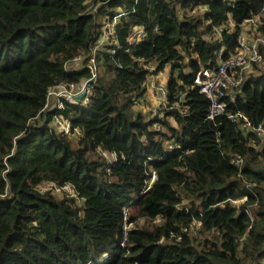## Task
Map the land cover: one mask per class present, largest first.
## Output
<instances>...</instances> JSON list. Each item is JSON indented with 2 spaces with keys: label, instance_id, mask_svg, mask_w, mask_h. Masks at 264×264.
<instances>
[{
  "label": "trees",
  "instance_id": "obj_1",
  "mask_svg": "<svg viewBox=\"0 0 264 264\" xmlns=\"http://www.w3.org/2000/svg\"><path fill=\"white\" fill-rule=\"evenodd\" d=\"M262 14L264 0H0V264H264V141L230 117L264 127V68L243 73L214 120L194 82L246 21L260 16L264 37ZM92 56L88 102L47 109L54 88L90 78ZM166 69L175 128L135 112Z\"/></svg>",
  "mask_w": 264,
  "mask_h": 264
},
{
  "label": "built area",
  "instance_id": "obj_2",
  "mask_svg": "<svg viewBox=\"0 0 264 264\" xmlns=\"http://www.w3.org/2000/svg\"><path fill=\"white\" fill-rule=\"evenodd\" d=\"M257 21V19H251L246 21L244 25L254 24L252 26L255 30L257 28ZM116 22L117 18L109 23H113V26H115ZM113 26L110 30V34L113 32ZM144 34V29L138 26L131 35L130 41H138L144 36ZM105 40L106 39H103V37L100 39L98 44L93 48L94 52L101 50L104 47L103 45L105 44ZM257 40L258 42H261V44H264V37H258ZM258 42L252 43L250 34L243 31L239 36V45L233 53H230L227 58H224L223 49L219 52L217 68H203L197 73L194 82L197 86H199L200 91L205 94L210 101L207 113V118L209 120H214L217 116L223 114L226 107L224 96L227 94V91L238 88L242 83L243 73L248 72L247 69L252 68L254 63H258L262 60ZM80 59H82V57L79 56L74 60ZM89 68L91 70V76L89 79L84 80L79 84H60L50 92L49 95L54 96L57 101L56 107L58 109L63 110L66 102L79 103L76 100L77 98H80L83 103L88 102L92 92L90 83L97 77L94 56L91 57ZM154 90L157 93V105L165 110L168 103V89L166 82L160 86L154 87ZM231 94L235 95V92H231ZM230 117L235 121L242 122V125L246 129H252L256 133L257 137L264 141V127L262 125L255 127L252 124V121L242 113H237L235 115H231ZM53 123L58 131L69 135L73 134L70 121L64 118L61 113L54 116ZM110 156V161L114 160L115 155L111 154ZM233 163L240 166L242 165V160L234 158ZM154 180L155 174L153 173L149 181L148 188H150ZM121 245H124V243H121Z\"/></svg>",
  "mask_w": 264,
  "mask_h": 264
},
{
  "label": "rangeland",
  "instance_id": "obj_3",
  "mask_svg": "<svg viewBox=\"0 0 264 264\" xmlns=\"http://www.w3.org/2000/svg\"><path fill=\"white\" fill-rule=\"evenodd\" d=\"M96 7L97 6H95V5L91 6L89 11H91L93 8H96ZM263 16H264V14L261 15V17H263ZM101 19H102V16H100V21H101ZM259 19H260V16L257 17V20H259ZM252 25H254V24H245L243 31L250 34V38H251L252 43H257L258 42V40H257L258 36H256L254 27ZM112 26H113V23H109L107 20L103 21V27H102V30L104 31L103 39H106L108 41V37L110 36V30L112 29ZM258 45H259V47H260V45L264 47V44H261V42H258ZM256 64H257L256 67L252 66V68L247 69L248 72H246V74H249L251 72L256 74L257 71L264 68V57H263V55H262V60ZM83 66H84V64L82 62V59L75 60L73 63L68 65L67 70H79ZM88 66H90V63H88ZM159 74L164 75V77L166 78V80H164V81L167 84L168 75H169L168 69H166L165 71H162V73H159ZM164 81L162 80V77H160L159 75H158V77L156 74L149 75L148 81L146 84V94H145L144 98L137 103V105L135 107V112H140L146 117L150 116V118H153L155 116L158 118H165L166 121L168 120L170 122V124H171L170 126L175 128V126L177 127V125L174 122V120L172 118H167L165 115L166 112H165L164 108H161L160 106L157 105V93L152 90V88L160 86L161 84H164ZM48 103L49 104H48L47 109H53L54 107H56L57 101L54 98V96L49 95ZM155 127H158V125H155ZM160 128H162V127H160ZM162 129L164 131L167 130L166 128L165 129L162 128ZM71 139L73 141V144L76 145L78 139L77 138H71ZM168 144H170V142ZM262 145H258L256 148L261 149ZM263 165H264V162H263ZM67 187H69V186H67ZM40 189L42 191L51 190L54 195L59 196V197L61 195H63L62 191H66V187L63 189H59L55 185L47 184V183L41 185ZM68 192L69 191H67V193ZM132 212H133V210L132 211L130 210V213L133 215L134 213H132ZM146 225H148L147 220L141 219L140 225H134V226L136 227V226H146ZM130 228H131V226H130ZM193 232H195V231H193Z\"/></svg>",
  "mask_w": 264,
  "mask_h": 264
},
{
  "label": "crops",
  "instance_id": "obj_4",
  "mask_svg": "<svg viewBox=\"0 0 264 264\" xmlns=\"http://www.w3.org/2000/svg\"><path fill=\"white\" fill-rule=\"evenodd\" d=\"M160 73H162V72H160ZM157 75V77H158V75L160 76V77H162V80L164 81V80H166V78L164 77V75L162 74H156ZM165 82V81H164ZM152 90L155 92V90H154V88H152Z\"/></svg>",
  "mask_w": 264,
  "mask_h": 264
},
{
  "label": "water",
  "instance_id": "obj_5",
  "mask_svg": "<svg viewBox=\"0 0 264 264\" xmlns=\"http://www.w3.org/2000/svg\"><path fill=\"white\" fill-rule=\"evenodd\" d=\"M77 101L79 102L80 101V98H77ZM263 171V170H262Z\"/></svg>",
  "mask_w": 264,
  "mask_h": 264
}]
</instances>
